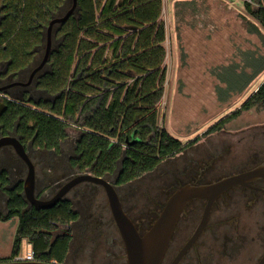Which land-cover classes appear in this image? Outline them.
Listing matches in <instances>:
<instances>
[{"label": "trees", "instance_id": "obj_1", "mask_svg": "<svg viewBox=\"0 0 264 264\" xmlns=\"http://www.w3.org/2000/svg\"><path fill=\"white\" fill-rule=\"evenodd\" d=\"M195 4L176 0L174 15ZM68 7L69 0H0V62L16 71L39 60L49 22ZM162 8V0H77L76 16L52 30L58 46L49 72L39 80L46 102L30 108L11 105V117L19 118L18 133L33 139L35 147L71 148L72 166L98 178L116 173L118 185L197 142L183 146L158 123L166 57ZM243 8L247 30L262 39L264 0L245 2ZM241 57L242 64L232 63L216 74L225 88L216 87L217 99L225 103L255 88L239 109L202 136L252 109L264 111V81L257 85L264 76V56L249 52ZM20 191L21 186L10 195L0 215V222L16 223L11 254L0 262H12L26 241L35 262L63 264L71 233L60 228L77 214L68 202L49 210L27 208Z\"/></svg>", "mask_w": 264, "mask_h": 264}, {"label": "flooded vegetation", "instance_id": "obj_2", "mask_svg": "<svg viewBox=\"0 0 264 264\" xmlns=\"http://www.w3.org/2000/svg\"><path fill=\"white\" fill-rule=\"evenodd\" d=\"M51 42L52 54L58 40L52 36ZM44 48L45 40L44 47L39 50V60L16 71L10 69L9 62H0L2 210H5L10 195L17 194L19 186L18 195L24 199L23 183L27 176L25 163L7 140L17 141L33 166L36 199L50 200L77 176L91 175L88 170L81 172L77 166H72L71 148L46 150L35 147L33 139L18 133L19 118L11 117V105L30 108L48 98L39 88V80L49 72V60L34 72L40 65ZM258 133L264 136V132ZM227 141L220 146H209L210 140H206L195 148L197 142L185 144L182 151L162 161L153 171L125 185L117 184L116 173L104 179L113 185L124 212L142 235L157 218L169 196L181 186L212 183L264 164V140H259L255 134L243 132L235 142ZM233 143L237 147L232 149ZM175 168L182 172H176ZM59 202H68L78 216L68 226L60 228L71 233L63 264H126L124 244L101 186L87 182L76 185ZM205 207L206 200H196L185 207L161 264H258L264 257V178L235 186L218 197L202 231L185 249L202 220ZM27 208H31L28 203Z\"/></svg>", "mask_w": 264, "mask_h": 264}, {"label": "rangeland", "instance_id": "obj_3", "mask_svg": "<svg viewBox=\"0 0 264 264\" xmlns=\"http://www.w3.org/2000/svg\"><path fill=\"white\" fill-rule=\"evenodd\" d=\"M171 1L162 0L160 17L165 30L166 57L164 93L157 105L159 125L183 146L198 139L193 148L206 140H210L209 146H220L229 139L235 142L243 132L264 140L258 133L264 132V111L254 109L202 136L239 109L254 90L255 87L221 103L216 87L224 88V85L216 74L223 73L232 63L242 64V53L264 56V28H260L262 39L249 33L247 19H241L247 15L243 0H194L196 4L180 16L174 15L178 8ZM258 81L257 85L264 81V76ZM69 136L72 138L73 133ZM236 147L233 143L232 149ZM175 170L182 172L179 168ZM4 214L0 207V215ZM15 227L16 223H10L0 230V251L4 255L12 250L13 241L9 237ZM28 250L26 241L21 242L19 257H24Z\"/></svg>", "mask_w": 264, "mask_h": 264}, {"label": "water", "instance_id": "obj_4", "mask_svg": "<svg viewBox=\"0 0 264 264\" xmlns=\"http://www.w3.org/2000/svg\"><path fill=\"white\" fill-rule=\"evenodd\" d=\"M77 0H69V7L65 13L58 18H53L45 31L44 55L40 65L34 70L39 71L49 60L52 48V30L58 25L64 24L70 17L76 16ZM12 145L17 155L22 159L27 167V176L23 183L22 195L28 203V207L37 210H49L53 208L60 199L72 187L82 183H92L101 186L107 198L108 206L113 221L118 229L119 235L125 248L126 264H161L166 253L168 244L171 240L178 219L185 207L196 200H206V207L203 212L202 220L197 227L192 239L187 243L188 248L195 238L202 231L208 214L213 203L222 194L238 185H245L257 179L264 178V164L255 169L238 175L224 177L208 184H187L175 190L166 200L157 218L153 221L150 228L142 235L138 233L133 222L124 212L118 199L115 188L104 178L94 177L90 174L77 176L72 181L65 184L60 191L50 200L42 201L36 199L33 193L34 170L31 162L25 155L20 144L13 140H7ZM182 253V252H181ZM180 257V256H179ZM175 263V262H174ZM173 263V264H174ZM0 264H50L44 262H0ZM258 264H264V257Z\"/></svg>", "mask_w": 264, "mask_h": 264}, {"label": "built area", "instance_id": "obj_5", "mask_svg": "<svg viewBox=\"0 0 264 264\" xmlns=\"http://www.w3.org/2000/svg\"><path fill=\"white\" fill-rule=\"evenodd\" d=\"M244 3H251V0H243ZM30 246V245H29ZM34 258V254L32 252V249L30 248V250L25 254L24 257H19V255H17L16 257H14L13 262H33Z\"/></svg>", "mask_w": 264, "mask_h": 264}, {"label": "crops", "instance_id": "obj_6", "mask_svg": "<svg viewBox=\"0 0 264 264\" xmlns=\"http://www.w3.org/2000/svg\"><path fill=\"white\" fill-rule=\"evenodd\" d=\"M171 2H172V5H173V2L175 3L176 0H172ZM7 225H10V223H8V222H7V223H2V225L0 226V230L3 231V230H4V227L6 228ZM14 226H15V225H14ZM14 226H12V227H14ZM15 231H16V227L13 228V232H12V234H11L10 237H9V239L12 238L11 241L14 240V237H15ZM22 242H23V241H22ZM26 244L28 245V249L30 250L31 246H29V244H28L27 242H26ZM11 249H12V246H11ZM29 250H28V251H29ZM10 254H11V250H10L9 255H4V254H2L1 251H0V259H5V258H7V256L9 257Z\"/></svg>", "mask_w": 264, "mask_h": 264}]
</instances>
